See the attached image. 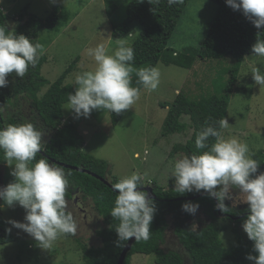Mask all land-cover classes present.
<instances>
[{
    "label": "rangeland",
    "instance_id": "374dc122",
    "mask_svg": "<svg viewBox=\"0 0 264 264\" xmlns=\"http://www.w3.org/2000/svg\"><path fill=\"white\" fill-rule=\"evenodd\" d=\"M128 1L0 0V5L4 12L6 10L13 16L27 7L29 13L39 17H46L51 13H56L60 17V21L53 27L39 31L37 41L44 45L43 54L47 57L41 72L46 79L53 82L70 65L71 73L65 81L74 84L78 74L94 70L96 66L94 59L87 55V49L104 43L110 53L115 51L116 48L112 51L115 43L110 33L111 27L125 19ZM110 9L112 11L109 14ZM216 10L218 5L215 1L187 2L168 41V46L178 52L185 47H190L185 49L188 51L198 48L199 52L197 53L196 50L190 68L157 62L156 67H159L161 72L158 88L155 91L142 88L137 102L122 114L115 125L111 123L107 110H93L87 118L83 116L77 118L72 110L67 109L68 102L63 104L64 119L76 124L78 131L86 130L88 133L84 136L86 143L84 152L107 161L113 173L111 176L114 178L120 180L136 172L142 176L146 185L155 186L158 182L161 184L158 187L175 189V177L172 176L174 164L187 155L176 152L170 157L169 152L175 143H185L192 133L187 115H182L180 118L188 125L186 129L176 133L163 131L167 109L161 106V103H171L176 97V90L181 91L190 100L196 101L212 93H222L226 84L233 86L226 108L229 125L222 130L223 134L225 138L235 137L246 142L253 156L258 154L259 150H264V87L255 84L250 72L253 63L264 69V58L251 56V51L246 50L242 53V58L237 60L233 56L234 52L227 49L240 41L260 38L258 33L264 35V28L257 29L247 18L230 19L226 24L229 26L226 32L229 42L221 47L223 53L218 57L208 53L203 54L200 51L204 48H200V45L205 43L203 41ZM7 22L9 27L13 28L16 19L13 18V21L7 19ZM132 30L136 34L138 31L136 25ZM75 58H78L76 62ZM237 65L238 71L235 74ZM19 98L13 97L17 101L16 108L11 104L0 106L4 119L16 109L24 118H29L28 99ZM37 124L39 127L37 129L41 131L40 121ZM41 132L43 133L44 130ZM13 180L10 167L7 164L3 165V168H0V187L6 186ZM203 192L205 193L202 190L194 195ZM232 193L236 196L239 190L232 189ZM0 204H3V200H0ZM225 204L235 210L248 211L246 203H237L234 207L232 200L226 199ZM82 207L84 211L77 207V203L76 205L74 203V206L68 203V210L78 223L76 235L61 236L51 250H45L37 245L32 236L9 223V220L26 222L24 220L26 210L18 204L12 207L5 205L0 209V214L7 230L11 229L9 233L14 238L10 242L0 244V264H82L79 244L100 245L96 230L104 227L102 218L97 215L90 197L82 201ZM198 209L197 214L189 219L187 224L197 229L212 223L218 228L225 227L218 233L220 246L224 249L234 248L237 240L231 228L236 225L239 231L244 232L242 224L248 214H240L241 221L233 222L218 214L212 220L206 218L201 208ZM167 221L168 227L161 248L164 251H179L184 264H190L187 252L181 247L173 232L172 218L168 217ZM204 238L205 236L202 235L201 240L205 242ZM153 254H133L129 264H157Z\"/></svg>",
    "mask_w": 264,
    "mask_h": 264
},
{
    "label": "clouds",
    "instance_id": "9594fccd",
    "mask_svg": "<svg viewBox=\"0 0 264 264\" xmlns=\"http://www.w3.org/2000/svg\"><path fill=\"white\" fill-rule=\"evenodd\" d=\"M148 2L156 6L161 0ZM167 3L170 6L182 5L184 0H167ZM226 4L233 10H241L257 29L264 28V0H226ZM258 37L251 39L254 44L250 54L264 58V35L258 33ZM133 38L134 33L129 32L117 39V47L111 53L104 43L87 49V55L94 59L96 66L94 70L78 74L75 92L68 94L67 109L72 110L77 118H87L93 110L121 114L132 108L141 95L140 87L132 86L133 73L138 78L136 83L144 89L155 91L158 88L159 67L134 66ZM205 39L200 48L207 45ZM43 52L44 45L39 41L33 42L29 36L17 34L14 27L10 30L6 22L0 24V87L8 85L9 74L24 77L29 67L39 62ZM250 72L255 84L264 87V69L253 63ZM228 125L224 118L208 124L196 135L195 147L207 150L175 162L172 173L174 188L180 194L205 191L216 199V207L223 215L216 213L232 220L239 219L241 213H228L232 207L227 206L225 200H232L234 207L237 203H246L248 215L242 227L254 242L253 250L257 253H249L246 258L254 264H264V167L258 173L260 163L253 158L246 142L235 137L225 138L222 130ZM43 135L31 122L0 128V150L4 153L0 168L7 163L10 175L14 177L12 182L0 187V200H3L0 209L5 205L23 207L26 222L9 220V223L32 236L41 249L51 250L61 236L76 235L78 223L68 210L66 190L69 181L65 170L47 159L35 160L37 153L44 148ZM210 137H214L215 142L209 147ZM142 185V176L136 172L113 185L118 195L110 214L119 220L115 229L118 247L133 237L136 241L150 239L156 206L148 193L141 190ZM232 189H238L239 193L233 196ZM198 208V203L182 205L184 211L193 215Z\"/></svg>",
    "mask_w": 264,
    "mask_h": 264
},
{
    "label": "trees",
    "instance_id": "16d2710c",
    "mask_svg": "<svg viewBox=\"0 0 264 264\" xmlns=\"http://www.w3.org/2000/svg\"><path fill=\"white\" fill-rule=\"evenodd\" d=\"M188 1L184 0L182 5L170 6L167 0H161L160 4L153 6L148 0H129L126 5L125 19L118 24H113L111 27L110 33L115 43L112 51L117 47L116 40L123 38L129 32L133 33V26L136 25L138 31L134 34L131 42L134 48L135 67L156 66L157 62L160 61L166 65L190 68L189 66L196 50L197 53L199 52L198 48L188 51L185 49L190 47H185L181 52H178L168 46V41ZM212 1L219 3V5L215 17L209 26L205 40L207 41L210 38L212 42L218 43V45L209 46L207 44L200 52L218 57L223 53L221 47L229 42L228 38H226L229 26L226 24L230 19L246 17L241 10H233L227 5L226 0ZM1 8L0 5V24L4 22L8 24L7 19L13 21V18H15L16 24L14 28L16 33L29 36L33 42L37 41L41 29L51 28L60 21V17L56 13H51L46 17H39L29 13L26 10L27 7H25V10L13 16V14L10 15ZM111 11L110 9L108 13L110 14ZM9 29L11 30L12 27H9ZM215 39L219 40L216 41ZM253 44L254 42L248 39L240 41L237 45L233 44L227 47V49L234 52L233 56L239 60L242 58V53L246 50L251 51ZM174 53L178 54L174 55ZM77 59L75 58L74 61L76 62ZM46 60L47 57L43 54L39 62L34 67H29L28 72L22 78L16 76L15 73L8 75V85L0 87V106L2 104H11L16 108L17 101L13 97L28 99L29 118H24L18 112V109L7 116L8 118L14 115L13 118L9 119H4L3 113L0 112V128H4L9 124L25 122H31L37 128V122L40 121L41 131L44 130V148L41 152L37 153L35 160L47 159L58 167L62 166L57 162L78 166L100 177H104L110 182L111 186L86 172L62 167L69 181L66 190V200L74 194L80 195L83 200L86 197H90L97 215L101 216L104 223V227L96 230L100 245L86 246L79 244L82 251V264H116L120 252L126 244V242H121L122 247L116 245L115 241L118 237L115 229L119 224V220L113 218L110 214V211L115 206V199L118 195L117 191L113 190L112 187L119 180L111 176L112 172L107 161L84 152V136H87L88 133L78 131L76 124L64 119L62 106L65 102H68V94H74L76 89L75 82L74 84H70L65 81L71 73L70 65L56 80L51 82L41 72ZM237 71L238 65L234 73L236 74ZM137 79L135 73H133L132 86L140 87V90H142L143 86L136 83ZM225 86L222 93H212L211 95L196 99V101L190 100L181 91H178L171 103H161V106L167 109L163 122L164 132L176 133L186 129L188 125L180 120L182 115L188 116L190 127L192 128V133L185 143H175L172 146L169 152L170 157H172L171 154L176 152L185 153L187 156H190L193 154L198 155L207 150L195 147V137L208 124L226 118V108L233 86L227 84ZM125 112L116 114L108 111L111 123L115 125ZM214 142L215 138L210 137L208 141L209 147ZM257 153L254 154L253 158L255 157L260 163L258 168L259 173L264 167V150H259ZM3 157L4 153L0 150V162H3ZM145 185L143 183L142 186ZM152 187V192L155 194V197L152 199L156 206V212L151 224L150 239L147 241L135 240L131 245V249L126 254L123 264H129L132 255L136 253L145 255L154 253V260L157 264H184L179 251H164L161 248L165 230L168 227V217L172 218L173 232L181 247L187 252L190 264H254L253 261L246 258L249 253L257 255L253 250L254 242L248 238L245 232L239 231L236 225L231 228V231L236 236L237 245L234 248L224 249L220 246L218 233L220 230L223 231L225 227L218 228L215 223H212L197 229L187 224L188 220L193 218L197 212L194 215L190 214L182 209V205L186 202L198 203L206 218L213 220L217 215L216 202L213 197L204 193L195 199H190L187 197L194 195L195 191L180 194L172 188L167 190L158 187L156 183ZM241 212L230 208V212L228 213L239 214ZM241 220L240 218L232 221ZM202 235L205 236V242L201 240ZM65 236L73 237L74 235L68 234ZM13 238L0 214V244L10 242ZM77 242H79V239H77Z\"/></svg>",
    "mask_w": 264,
    "mask_h": 264
},
{
    "label": "water",
    "instance_id": "95a60500",
    "mask_svg": "<svg viewBox=\"0 0 264 264\" xmlns=\"http://www.w3.org/2000/svg\"><path fill=\"white\" fill-rule=\"evenodd\" d=\"M57 163H58L60 166L64 167V168H69V169L76 170V171H79V172H86V173H88V174H90V175H92V176H94V177L100 179L103 183H105V184L111 186L110 182H109L106 178H104V177H100L99 175H97V174H95V173H93V172H91V171H89V170H86V169L81 168V167H78V166L65 164V163H62V162H60V163L57 162ZM140 188H141V190H145L151 198H154V197H155V194H153V192H152L153 190H152V187H151V186L146 185V186H142V187H140ZM112 189H113V187H112ZM113 190H114V189H113ZM203 194H204V192H203V193H200L199 195L196 194V195H194V196H190V197H188V198H190V199H195V198H197L198 196H201V195H203ZM214 200H215V202H216V199H215V198H214ZM216 204H217V202H216ZM216 211L218 212V214H221V213H220V210H219L217 207H216ZM221 215H223V214H221ZM228 216L233 217V216L230 215V214H228ZM233 218H238V216H235V217H233ZM134 241H135V238L133 237V238H131L129 241L126 242V244L124 245L122 251L120 252V255H119V257H118V260H117V263H116V264H123V261H124V259H125V257H126V254H127L128 251L131 249V245L134 243Z\"/></svg>",
    "mask_w": 264,
    "mask_h": 264
},
{
    "label": "flooded vegetation",
    "instance_id": "af4514ba",
    "mask_svg": "<svg viewBox=\"0 0 264 264\" xmlns=\"http://www.w3.org/2000/svg\"><path fill=\"white\" fill-rule=\"evenodd\" d=\"M162 188V187H161ZM188 198V197H187ZM68 203L70 202V205H73L74 206V203L76 205L77 203V207L80 208L81 210L84 211L83 207H82V198L80 197V195H73L71 196L70 198L67 199ZM76 201V202H75ZM242 213H248V211H242Z\"/></svg>",
    "mask_w": 264,
    "mask_h": 264
},
{
    "label": "crops",
    "instance_id": "0c3cea01",
    "mask_svg": "<svg viewBox=\"0 0 264 264\" xmlns=\"http://www.w3.org/2000/svg\"><path fill=\"white\" fill-rule=\"evenodd\" d=\"M5 11H6V10H5ZM207 42H208L207 44H208L209 46H210V45H212V46H213L214 44L218 45V43H214V42H212V41L210 40V38H209V39H207ZM177 91H178V90H176V92H177ZM82 132L86 133L87 131H86V130H84V131H82ZM85 145H86V143H85ZM85 145H84V146H85ZM135 155H137V153H135ZM4 164H5V163H4ZM6 164H7V163H6ZM6 164H5V165H6ZM112 174H113V173H112ZM156 184H157L158 186H161V184H160V183H158V182H156Z\"/></svg>",
    "mask_w": 264,
    "mask_h": 264
}]
</instances>
